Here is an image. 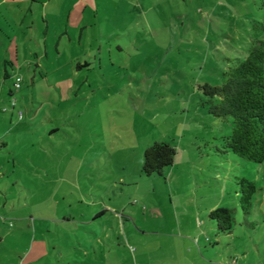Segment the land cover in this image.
Instances as JSON below:
<instances>
[{"label": "rangeland", "instance_id": "1", "mask_svg": "<svg viewBox=\"0 0 264 264\" xmlns=\"http://www.w3.org/2000/svg\"><path fill=\"white\" fill-rule=\"evenodd\" d=\"M98 1L108 18L95 20L84 44L63 45L60 61L26 62L39 79L42 65L48 71L49 63L101 53L102 64L82 69L81 87L72 78L32 84L16 71L5 82L18 100L12 122L30 131L6 136L22 162L15 171L0 162V257L6 264H264V161L225 147L231 119L209 113L201 88L221 84L228 61L264 39V0ZM15 49L11 59L24 64V46L18 61ZM156 141L175 146L174 162L147 176L143 153ZM240 177L256 186L246 218ZM219 207L235 209L230 233L209 216ZM93 231L109 239L98 243ZM33 243L38 258L20 261Z\"/></svg>", "mask_w": 264, "mask_h": 264}, {"label": "crops", "instance_id": "2", "mask_svg": "<svg viewBox=\"0 0 264 264\" xmlns=\"http://www.w3.org/2000/svg\"><path fill=\"white\" fill-rule=\"evenodd\" d=\"M127 2L133 4L131 0H126V3ZM100 4L101 2L98 0H0V55H2V61H0V162L3 160L5 162H12L13 171H15L14 163H21L22 159L19 152L16 153L10 149L6 136L10 134L11 131H13V135H18L21 132H28L30 130L26 124L20 121L15 124L12 122L13 116L16 115L15 108L18 100L14 99V88L6 90L4 86L6 80L14 74L13 71H16L18 73L27 74V76L29 75V80H31L32 84L41 78L43 81L51 85L54 84L55 86L58 82H65V79L72 78L71 81H73V83L79 82L81 87L80 80L83 78L81 74L82 69H89L92 61L94 63L98 61V64H102L101 53H98V55L94 54L90 59L88 58L91 55L87 58H80L77 55L74 58L70 57L65 59L64 63H49L48 71H45L47 67L42 65V70H38L40 72L39 79L36 72L30 71L32 64L26 62H30L31 57L39 59L44 57L47 60L52 57V59L57 58V60L60 61L62 50L64 49L63 45L84 44L85 32L90 26H96L97 22L95 20L99 18H108L105 11L100 13ZM87 8L91 10L90 14L92 21L90 23L86 20ZM104 9L105 6L103 7V10ZM39 19L43 24L42 33L44 34L41 43L39 42L40 38L38 35H34L38 33L40 29L38 24ZM51 28L54 30L52 35L49 34ZM31 31L33 32L31 33ZM115 32H118L116 28ZM18 34L21 36H17ZM47 34L50 36L49 40L46 36ZM63 35H66L67 38H64ZM12 46H15V50L18 51L16 54L17 61L22 57L19 51L21 50V46H24V64L14 63L13 59H11L12 54L10 50ZM116 47L120 48L119 45H116ZM100 51L99 49V52ZM52 53L55 54L51 56L50 54ZM6 63L11 67L10 69ZM49 76H53V78L50 79ZM86 78L88 79V76H86ZM68 81L71 82L69 79ZM71 89L72 88L69 87L68 91ZM61 95H63V92ZM76 95H79V92H76ZM23 96L25 98L27 97V95ZM31 99H37L35 93H31ZM12 101L16 103L12 105ZM44 103L46 102L43 101L42 104ZM18 117L20 120V115H18ZM17 140L13 139L12 141L15 146ZM41 148H43V146H41ZM5 152H7V154L4 155ZM1 168L2 166H0V172L3 174ZM103 212L104 211H101V213ZM64 219L70 221L68 218L64 217L63 220ZM93 232L96 234L93 240H96L98 243H104V238L109 239L110 235L106 231L103 234L96 231ZM2 238L3 236L0 235V244L3 242ZM41 244L43 245V243ZM33 249L34 243L29 246L27 252L22 253V256L18 254L19 260L23 261L27 257H30L29 261H35L38 255L33 253ZM42 251L44 252V249ZM8 259L9 258L3 257L2 255L0 257V264H6ZM208 261L211 263L210 260ZM206 263L205 260H202L199 264Z\"/></svg>", "mask_w": 264, "mask_h": 264}, {"label": "trees", "instance_id": "3", "mask_svg": "<svg viewBox=\"0 0 264 264\" xmlns=\"http://www.w3.org/2000/svg\"><path fill=\"white\" fill-rule=\"evenodd\" d=\"M264 29V25L261 24ZM222 71V83L201 86L207 97L208 111L215 117L231 119V131L225 137V147L251 162L264 161V39L254 38L243 59L230 60ZM175 146L156 141L145 149L141 171L149 176L163 174L172 165ZM238 202L246 218L251 213L254 182L238 178ZM235 209L219 207L209 213L220 232L230 233L235 222Z\"/></svg>", "mask_w": 264, "mask_h": 264}, {"label": "built area", "instance_id": "4", "mask_svg": "<svg viewBox=\"0 0 264 264\" xmlns=\"http://www.w3.org/2000/svg\"><path fill=\"white\" fill-rule=\"evenodd\" d=\"M20 80H21V78L17 79V83H16L15 87H20V84H19ZM12 104H13V101H12ZM19 115L21 116L20 112H19Z\"/></svg>", "mask_w": 264, "mask_h": 264}]
</instances>
